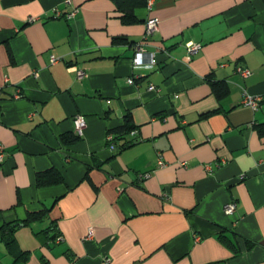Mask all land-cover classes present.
Segmentation results:
<instances>
[{"label":"crops","instance_id":"obj_1","mask_svg":"<svg viewBox=\"0 0 264 264\" xmlns=\"http://www.w3.org/2000/svg\"><path fill=\"white\" fill-rule=\"evenodd\" d=\"M66 1L0 0V264H264V0L131 2L127 16L115 0ZM150 17L160 31L144 40ZM139 42L155 67L133 66ZM128 114L131 144L111 150ZM50 169L63 181L38 186ZM14 222L22 259L4 238Z\"/></svg>","mask_w":264,"mask_h":264},{"label":"built area","instance_id":"obj_2","mask_svg":"<svg viewBox=\"0 0 264 264\" xmlns=\"http://www.w3.org/2000/svg\"><path fill=\"white\" fill-rule=\"evenodd\" d=\"M155 0H148L147 1V9L150 10L153 7ZM67 5L71 4V0H67L65 2ZM77 10H74L72 12L67 13L66 17L68 19H72L75 15H76ZM54 15L55 17H61L62 16V12L59 9H55L54 10ZM37 18L31 16L28 18L29 22H34L36 21ZM160 31V21L158 18L155 17H150L146 20L145 22V35H144V40H147L149 37L155 35L156 33H158ZM136 47V53L135 56L132 60L133 66L134 67H147V68H152L155 67L158 64V59H157V54L156 52H148L146 53L144 48H143V44L141 42L135 44ZM202 48V44L200 43H189L187 45V50L189 52V55H194L196 53H198L200 51V49ZM58 60V58L56 57H52V62L55 63ZM71 69H73L76 73V77L78 80H83L84 78L87 77V70L83 67H78V66H71ZM239 72L241 73V75L243 77H248L251 74V71L249 69H245V68H239ZM129 83H134V78H130ZM156 88L154 85L150 86V89H154ZM262 101V97L260 96H253L250 95L246 90L243 91V104L245 106H249L251 107L253 110H257L260 106V102ZM73 124H74V130L75 132L78 134V136L82 137L85 134V130L87 128V120L86 117L82 114H77L74 118H73ZM131 134H135V130H133L131 132ZM107 141H108V145L109 148L111 150H116V144L114 142V135L113 134H109L107 137ZM5 148L2 144H0V165L3 163L4 161V157H5ZM183 166H187V163H182ZM157 166L158 167H164L166 166V162L163 160V158L160 156L157 162ZM207 170H211L212 167L210 165L206 166ZM152 172H145V173H139L138 174V180H143V179H147L149 177H151ZM245 175L243 174L240 178H244ZM237 209V202L236 201H230L228 202L225 207L224 210L226 212V214H234L235 211ZM94 236V229L92 227H90L88 229V233L86 236V239H91ZM63 239L62 236H59L56 240V243L61 242V240Z\"/></svg>","mask_w":264,"mask_h":264},{"label":"trees","instance_id":"obj_3","mask_svg":"<svg viewBox=\"0 0 264 264\" xmlns=\"http://www.w3.org/2000/svg\"><path fill=\"white\" fill-rule=\"evenodd\" d=\"M115 1L117 2L119 9L121 11H123L125 13V15L127 16V15H129L127 13H130V14L132 13V12H130V9L133 10V8H132L133 6L130 5L131 2L133 5H136L137 3H139V5H141V6L142 5L146 6L148 0H115ZM137 1H141V2H137ZM133 2H136V3H133ZM212 83L214 84V88L219 95H223L224 92L228 89V87L226 85H222V83H218V82H212ZM222 86H224V88H222ZM223 89H224V91H222ZM131 122H132L131 115L128 114L125 118V123L122 125V128L114 131L115 132L114 142L116 144V150L117 149L121 150V149L127 147L129 144H131L130 142H123V143L119 144L120 140L121 141L124 140L126 134L131 133L135 129V126H133ZM256 129H257L259 135L264 136V123H260V124L256 125ZM62 181H63V176L60 175L59 172L51 170V169L38 173L37 177H36V184L38 186H46V185L54 184V183H61ZM46 216H47V210L46 209H42V210L35 211V212H28L27 217L21 222L24 225H31L33 222L43 221ZM15 223H17V225H20L19 222H14V223L10 224L8 226V228H10V229L7 230V232L8 231L9 232L4 233V235H5L4 238H5V241H6V243L10 249L17 250L16 259H22L23 258L22 255H24L26 252L22 251L16 243L14 234L12 232L15 229V228L13 229V226H15L14 225ZM55 229H57V226L52 223V225L50 227L43 230V232H44L43 234L45 235L49 231H53ZM59 236H62V235L59 234L58 232H56L54 234V236L52 237V242L56 243V240Z\"/></svg>","mask_w":264,"mask_h":264}]
</instances>
